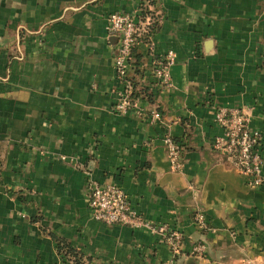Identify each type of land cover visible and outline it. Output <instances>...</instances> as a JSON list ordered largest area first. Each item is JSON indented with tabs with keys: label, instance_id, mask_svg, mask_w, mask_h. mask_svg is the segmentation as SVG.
I'll list each match as a JSON object with an SVG mask.
<instances>
[{
	"label": "crops",
	"instance_id": "crops-1",
	"mask_svg": "<svg viewBox=\"0 0 264 264\" xmlns=\"http://www.w3.org/2000/svg\"><path fill=\"white\" fill-rule=\"evenodd\" d=\"M114 11L149 17L130 74L144 92L137 104L161 123L112 110ZM168 51L164 89L150 62ZM223 105L261 133L264 177V0H0V264H264V182L251 188L212 148ZM166 135L182 145L180 170ZM91 180L121 187L164 232L94 220ZM173 231L177 252L165 240Z\"/></svg>",
	"mask_w": 264,
	"mask_h": 264
},
{
	"label": "built area",
	"instance_id": "built-area-1",
	"mask_svg": "<svg viewBox=\"0 0 264 264\" xmlns=\"http://www.w3.org/2000/svg\"><path fill=\"white\" fill-rule=\"evenodd\" d=\"M106 30L114 40L113 66L119 86L113 91L115 101L112 110L117 114H126L135 110L139 116L146 117L152 124L163 122V115L157 109L146 110L132 98L133 84L130 79L132 70V50L138 44V37L148 33L149 17L144 21H137L127 12L114 11L106 16ZM175 53L168 51L161 56L154 57L150 62V70L159 85L164 89H171L173 82L170 68L175 62ZM213 120L221 128V133L212 141V148L225 155L234 168L247 176L251 188L255 189L264 182L262 175L263 152L262 135L249 125V118L245 112L234 106H217L213 110ZM164 144L170 166L174 170L182 167V145L171 135H166ZM87 204L91 217L105 224H120L132 228H146L152 231L164 232L163 226H157L146 219L135 209L127 193L113 183H98L89 181L87 184ZM193 220L205 226V217L197 212ZM173 252H177L181 234L173 231L165 238ZM204 245L193 247L195 253L203 251ZM167 264H173L169 262ZM252 264V263H249Z\"/></svg>",
	"mask_w": 264,
	"mask_h": 264
},
{
	"label": "trees",
	"instance_id": "trees-1",
	"mask_svg": "<svg viewBox=\"0 0 264 264\" xmlns=\"http://www.w3.org/2000/svg\"><path fill=\"white\" fill-rule=\"evenodd\" d=\"M150 31L152 32V28ZM131 55H132L131 56L132 57V62H131L132 70L134 71L139 70L141 67V64L139 60V55L136 52V47L133 48ZM130 79L133 84L132 98L137 99V98L143 97L144 96L143 89L137 86V81L132 75L130 76ZM52 238L55 241H57V250L59 254H64L66 256L72 257L76 263H82V255L79 252L71 248L63 239L55 236L54 234H52Z\"/></svg>",
	"mask_w": 264,
	"mask_h": 264
}]
</instances>
